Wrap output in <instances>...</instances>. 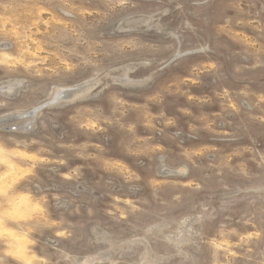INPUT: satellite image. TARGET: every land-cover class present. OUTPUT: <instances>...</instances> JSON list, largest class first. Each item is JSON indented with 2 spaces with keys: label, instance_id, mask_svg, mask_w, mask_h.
<instances>
[{
  "label": "rangeland",
  "instance_id": "obj_1",
  "mask_svg": "<svg viewBox=\"0 0 264 264\" xmlns=\"http://www.w3.org/2000/svg\"><path fill=\"white\" fill-rule=\"evenodd\" d=\"M12 118L0 264H264V0H0Z\"/></svg>",
  "mask_w": 264,
  "mask_h": 264
},
{
  "label": "water",
  "instance_id": "obj_2",
  "mask_svg": "<svg viewBox=\"0 0 264 264\" xmlns=\"http://www.w3.org/2000/svg\"><path fill=\"white\" fill-rule=\"evenodd\" d=\"M72 95H73V94H71V93H60V94L57 96V98L55 99V102H54V103H56V102L59 101V100L67 99V98H69V97L72 96ZM54 103H53V104H54ZM44 107H45V106H43L42 108H39V109H37V110L31 112L28 116H33V115H35V114L38 113L40 110H42ZM13 120H15V119L12 118V119H9L8 121L1 120V122H0V126L3 125V124L9 123V122H11V121H13Z\"/></svg>",
  "mask_w": 264,
  "mask_h": 264
},
{
  "label": "bare ground",
  "instance_id": "obj_3",
  "mask_svg": "<svg viewBox=\"0 0 264 264\" xmlns=\"http://www.w3.org/2000/svg\"><path fill=\"white\" fill-rule=\"evenodd\" d=\"M76 92H77V91H76ZM62 93H71V94H74V90H73V91H72V90H71V91H70V90H66V91H62ZM59 94H60V93H59ZM59 94H58V95H59ZM0 122H1V120H0ZM2 151H3V150H2ZM9 155H10V154H9ZM21 155H22V154H21ZM16 157H17V156H16ZM18 157H19V156H18ZM24 157H25V156H24ZM26 157H27V156H26ZM28 157H29V156H28ZM10 172H11V171H10ZM11 173H12V172H11ZM0 178H1V177H0ZM27 199H28V198H27ZM27 199H26V200L24 199V200L27 201ZM30 201H31V200H30ZM30 201H29V202H30ZM23 202H24L23 200L18 201V202L16 203V206H19V207H20V206H24L25 203L23 204ZM30 203H31V202H30ZM30 203H29V204L27 203L26 205H30ZM13 207H14V206H13ZM19 207H18V208H19ZM25 207H26V206H24V208H22V209H25ZM28 207H29V206H28ZM22 209H21V210H22ZM27 209H28V208H27ZM16 210H17V209H16ZM25 210H26V209H25ZM25 210L23 211V213L25 212ZM18 211H20V209H18ZM10 236H11V235H10ZM11 238H13V236H12ZM15 238H16V237H15ZM17 238H18V237H17ZM16 241H17V239H16ZM19 242H20V241H19ZM19 242H17V243H19Z\"/></svg>",
  "mask_w": 264,
  "mask_h": 264
}]
</instances>
